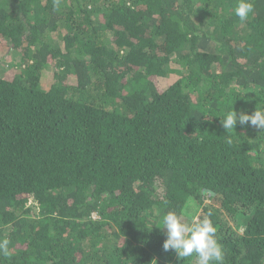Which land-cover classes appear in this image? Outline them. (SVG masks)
I'll return each mask as SVG.
<instances>
[{
  "label": "trees",
  "instance_id": "1",
  "mask_svg": "<svg viewBox=\"0 0 264 264\" xmlns=\"http://www.w3.org/2000/svg\"><path fill=\"white\" fill-rule=\"evenodd\" d=\"M55 2L0 0V264H198L169 211L264 264V0Z\"/></svg>",
  "mask_w": 264,
  "mask_h": 264
},
{
  "label": "clouds",
  "instance_id": "2",
  "mask_svg": "<svg viewBox=\"0 0 264 264\" xmlns=\"http://www.w3.org/2000/svg\"><path fill=\"white\" fill-rule=\"evenodd\" d=\"M54 6H56L55 0ZM233 11L241 21H245L250 14H254L255 5L252 0H237ZM237 123L242 126L250 123L251 126L264 129V109L257 108L252 114L244 110L237 113L232 109L221 118L222 127L227 131L235 129ZM159 223L162 226L159 228L166 229L163 250L174 251L178 261L195 255L198 264H222L223 246L218 242L215 228L209 219L187 223L183 216L175 211H169L161 217ZM7 252L8 242H0V253L7 254Z\"/></svg>",
  "mask_w": 264,
  "mask_h": 264
},
{
  "label": "rangeland",
  "instance_id": "3",
  "mask_svg": "<svg viewBox=\"0 0 264 264\" xmlns=\"http://www.w3.org/2000/svg\"><path fill=\"white\" fill-rule=\"evenodd\" d=\"M11 63H12V60H9L8 59V61H6L5 62V64H2L1 65V67H0V71L1 70H4L5 69V71H8V70H10V65H11ZM47 77H48V80H51V76H50V73H47ZM172 82V80H160L159 81V83H160V87L161 88H165V86H167V85H169L170 83ZM206 203H210L211 202V200L210 199H207L206 198Z\"/></svg>",
  "mask_w": 264,
  "mask_h": 264
}]
</instances>
